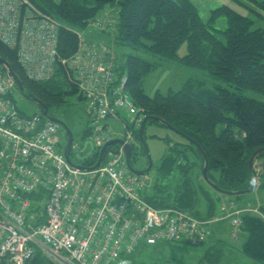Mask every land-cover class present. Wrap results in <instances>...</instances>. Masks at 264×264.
<instances>
[{
	"label": "built area",
	"instance_id": "built-area-1",
	"mask_svg": "<svg viewBox=\"0 0 264 264\" xmlns=\"http://www.w3.org/2000/svg\"><path fill=\"white\" fill-rule=\"evenodd\" d=\"M90 24L103 30L114 21L103 12ZM59 26L28 0H0V41L15 50L25 77L48 81L59 65L85 101L95 153L79 165H94L100 148L111 139L122 144L108 145L93 169L70 165L64 146L59 148L62 137L66 139L64 130L40 112L17 111L15 83L0 68V264H30L37 250L51 264H127L124 255L141 245H200L211 226L226 219L236 238L242 210L232 203H222L216 214L201 218L144 198L148 177L131 172L124 157V145L137 140L144 117L125 91L127 76L117 73L111 47L80 34L75 53L58 58ZM120 110L129 122L121 136H114L105 121L120 119ZM80 150L73 138L69 157ZM245 211L264 220L258 207Z\"/></svg>",
	"mask_w": 264,
	"mask_h": 264
},
{
	"label": "trees",
	"instance_id": "trees-1",
	"mask_svg": "<svg viewBox=\"0 0 264 264\" xmlns=\"http://www.w3.org/2000/svg\"><path fill=\"white\" fill-rule=\"evenodd\" d=\"M28 1L35 9L59 22L57 54L62 59L77 49L79 34L75 28L90 25L91 20L106 12L114 21L111 40L103 38L96 41H103L113 48L116 57H122L116 71L126 74L125 91L141 113L159 117L195 140L207 156L208 178L220 188L240 190L250 185L247 160L254 150L264 148V103L245 96L243 91L253 90L264 95V28H254L250 17L227 4L215 7L203 20L191 0ZM232 1L264 11V0ZM219 16H223L227 24L221 31L224 41L217 38L216 32L220 30L213 27ZM182 43L187 48V53L181 58L186 65L206 69L231 89L215 83L204 87L201 82L189 81L179 91H169L165 96L159 92L153 97L147 96L143 89L144 77L157 61L143 58L140 51L145 50L160 59L174 58ZM0 56L22 80L26 94L35 96L47 107L64 101V95L68 93L64 89L66 86L71 87V93L78 92L82 99L59 65L53 78L35 82L25 77L15 50L1 41ZM188 143L198 156L194 165L199 167L201 155L193 144ZM182 156L181 149L170 147L158 166L159 173L165 177L174 172L186 173L188 163L182 161ZM262 156L264 152L256 160ZM172 188L168 186L161 190L156 187L155 195L146 193L144 198L157 207L172 205L190 210L195 201L193 186L185 184L181 194H176ZM172 199L174 203H169ZM248 208H240L239 235H242V242L239 250L254 264H264V220L253 212L245 211ZM261 210L264 213V206ZM216 212V208L209 209L203 217ZM214 248L207 249L194 264H222L224 254ZM30 264L51 263L37 250Z\"/></svg>",
	"mask_w": 264,
	"mask_h": 264
},
{
	"label": "rangeland",
	"instance_id": "rangeland-1",
	"mask_svg": "<svg viewBox=\"0 0 264 264\" xmlns=\"http://www.w3.org/2000/svg\"><path fill=\"white\" fill-rule=\"evenodd\" d=\"M197 10L199 15L206 20L209 16V13L215 7L227 4L230 5L233 9L250 17L253 20V27L264 28V11L261 12L256 7H250L239 5L237 2L232 0H191ZM258 2L263 0H256ZM259 14L262 16L260 17ZM227 26L226 20L223 16H219L215 19L213 27L220 30L216 32V36L219 40H223L222 30ZM114 25L109 26V31L113 32ZM75 31L83 36L86 39L90 40H102L103 35L98 36L100 30L98 28H93L90 25L85 27L75 28ZM187 53L186 44L182 43L176 52V57L160 59L158 56L148 53L145 50L140 51V56L150 61H157L156 66L144 77L143 89L144 93L153 97L156 92H159L162 95H167L169 91L176 92L183 88L186 82H201L204 87H211L214 83L227 87L226 82L221 78L212 76L207 72L206 69L201 67H194L186 65L181 58ZM122 61L121 56H117L115 60V67L118 68ZM65 91L68 93L64 95V101L59 104H53L50 106L49 113L53 116L58 117L64 121L70 128L74 140H76L81 150L77 154H70V159L74 164H81L86 158L92 157L94 152L93 144L89 139V122L87 119V114L85 111V101L79 98V93H71V87L66 86ZM243 94L247 97L256 99L264 103V95L253 91L245 90ZM14 105L17 111L22 114H32L38 112L37 106L22 97L19 91L16 90L14 95ZM137 107V106H136ZM138 108V107H137ZM139 109V108H138ZM120 119L107 118L105 124L114 132V136H121L124 131V125L129 122L128 116L123 110L120 111ZM144 141L148 148V154L152 161V166L150 171L147 174L149 185L144 190L143 194L151 193V195L156 194V187L159 189H165L168 186H172L171 190H174L176 194H181L184 192V186H193L194 189V203L191 206L189 212L192 215L204 216L209 209H215L220 203L221 199L217 197H223L222 194L214 191L209 187L201 177H199V167L194 165V162L197 161L198 156L189 146V143L186 139L176 134L166 125L159 123L157 121L148 120L145 124ZM66 143V139L62 137L59 144V148L63 147ZM181 149L183 153V162L188 163V170L186 173L174 172L170 176L165 177L161 175L158 171V166L162 160V157L167 154L169 148ZM261 165L258 173V180L260 184H263L262 187L255 188L250 193L240 194L236 196H225L227 199L235 202L234 208L240 209L242 206H251L258 207L257 203H260L264 206V156L259 159ZM131 165L136 170H144L147 166L146 152L141 147L138 139L132 145V155H131ZM214 175L217 176V172H214ZM186 179V182L184 181ZM188 180V181H187ZM189 183V184H188ZM169 203H174V200H170ZM176 203L178 201L176 200ZM240 207V208H238ZM225 223L229 224L228 220H224ZM219 225V224H218ZM230 225V224H229ZM215 225L214 227H216ZM212 229V232L214 230ZM231 227V226H230ZM230 233V232H229ZM238 233L236 238H231L237 240L239 238ZM228 236H224V239H228ZM218 244V243H217ZM220 244V245H219ZM214 249L222 250V254H225V251L230 255V257L224 258L222 264H243L244 258L249 259L244 256L238 250V254L230 247H224L223 251L222 245H225V242L222 241ZM214 247V246H213ZM210 248V245L203 242L202 245L191 246L183 243L168 242L163 244H158L155 247L150 246H139L135 252L131 254H125L124 259L127 264H194L198 261ZM224 256V255H223ZM251 260V259H249Z\"/></svg>",
	"mask_w": 264,
	"mask_h": 264
},
{
	"label": "water",
	"instance_id": "water-1",
	"mask_svg": "<svg viewBox=\"0 0 264 264\" xmlns=\"http://www.w3.org/2000/svg\"><path fill=\"white\" fill-rule=\"evenodd\" d=\"M0 66H2L5 69L6 73L12 78V80L14 81V83L16 85L17 90L20 92L22 97L33 102L37 106L38 111L42 114V116L46 117L47 119H49L51 121L58 123L61 126V128L64 130L65 135H66V143H65L64 148H63V153H64V157H65L66 161L70 165L75 166V167H79L80 169H93L96 166H98L99 163L101 162L103 153H104V151L108 145H112V144H116V143L122 144V140L118 139V138L111 139L110 141L106 142L100 148L95 164L90 166V167H85V166H81V165H77V164L72 163L70 158H69L70 144H71L72 139H73V135H72L70 128L67 126V124L64 121H62L58 117L50 115L48 113V107L46 106V104L43 101L39 100L38 98H36L33 95L26 94L22 80L19 78V76L12 70L10 65L1 56H0ZM148 120L157 121L159 123L166 125L168 128H170V130H172L176 134H178L181 137H183L184 139H186L188 142L193 144L198 149V151L201 155V160L199 161V171H200L201 178L214 191H216L222 195H225V196H236V195H240V194L250 193L258 186V173H257V171L260 169L261 163L260 162L258 163V166L256 169L255 168V166L257 164L256 163V157L259 154H262L264 152V148L254 150L247 160L248 168H249V171L251 173L250 185L245 189L225 190V189L220 188L215 182H213L212 180H210L208 178V176H207V169H208L207 156H206L205 152L203 151V149L198 145V143L195 140H193L192 138H190L187 135H185L184 133H182L181 131H179L178 129H176L175 127L171 126L170 124H167L161 118L155 117V116L144 117L142 119L140 126H139V129H138V141L140 142V144L142 145V147L144 148V150L146 152L147 166L144 170H136L132 167V165L130 163L131 155H132L131 146L128 144L124 145L125 162L127 164L128 169L131 172H133L135 174H139V175L140 174H146L147 175L151 169V166H152V161H151V158L148 154V148H147V145H146L144 138H143L145 124Z\"/></svg>",
	"mask_w": 264,
	"mask_h": 264
},
{
	"label": "crops",
	"instance_id": "crops-1",
	"mask_svg": "<svg viewBox=\"0 0 264 264\" xmlns=\"http://www.w3.org/2000/svg\"><path fill=\"white\" fill-rule=\"evenodd\" d=\"M101 35H103L104 37H102V38L106 39L107 41L111 40V37L112 36H111V34L109 32L100 31L98 36L101 37ZM218 197H220V196H218ZM222 201L223 202H229V199L223 198ZM234 204H235V202H234ZM256 205L263 206L260 203H257ZM242 207H245V206H242ZM238 208H240V207H238ZM218 224H217L216 227H214L213 232L207 238V240L205 241V243H207L208 245H210V247H212V246H217L219 243H221L222 241H224L225 242V245H222L223 251H225V248L228 246V247H230V248H232L234 250V255H235V253L238 254V251L240 252L239 246H240V244L242 242V235L241 236L239 235L240 236V239L233 240L231 238L230 234H229V232H230V226H229V224L225 223V221H222V222H220ZM224 236H228L229 238L228 239H224ZM225 256L226 257H228V256L230 257V255L226 251H225V254H224V258H225ZM224 258H223V260H224ZM243 261H244L243 264H254L255 263L253 260H249V259H246V258H244Z\"/></svg>",
	"mask_w": 264,
	"mask_h": 264
},
{
	"label": "flooded vegetation",
	"instance_id": "flooded-vegetation-1",
	"mask_svg": "<svg viewBox=\"0 0 264 264\" xmlns=\"http://www.w3.org/2000/svg\"><path fill=\"white\" fill-rule=\"evenodd\" d=\"M49 110H50V109H49V107H48V113H49ZM49 114L52 115L51 113H49ZM141 147H142V145H141ZM142 148H143V147H142ZM143 149H144V148H143Z\"/></svg>",
	"mask_w": 264,
	"mask_h": 264
},
{
	"label": "bare ground",
	"instance_id": "bare-ground-1",
	"mask_svg": "<svg viewBox=\"0 0 264 264\" xmlns=\"http://www.w3.org/2000/svg\"><path fill=\"white\" fill-rule=\"evenodd\" d=\"M69 81V80H68ZM70 82V81H69ZM70 83H72V82H70ZM73 84V83H72ZM74 86H76L75 84H73ZM77 88V87H76ZM78 90V89H77ZM79 91V90H78ZM81 94V93H80Z\"/></svg>",
	"mask_w": 264,
	"mask_h": 264
}]
</instances>
